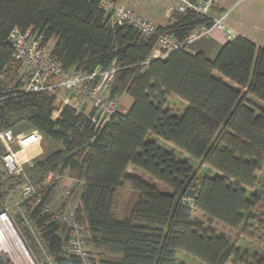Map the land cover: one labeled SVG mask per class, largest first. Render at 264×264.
<instances>
[{
	"label": "trees",
	"instance_id": "trees-1",
	"mask_svg": "<svg viewBox=\"0 0 264 264\" xmlns=\"http://www.w3.org/2000/svg\"><path fill=\"white\" fill-rule=\"evenodd\" d=\"M212 24L209 14L173 12L167 25L144 37L129 26H111L97 0H0V132L35 130L42 137V154L23 175L0 174V211L10 194L32 186L33 196L18 204L13 219L35 259L44 251L53 264H80L61 254L67 229L45 212L58 185L47 184V176L66 172L83 182L75 217L95 264H177V251L204 264H264V254L242 253L211 229L213 222L230 231L243 226L244 236L264 244V218L253 211L264 167V44L257 48L238 36L213 60L182 48L149 61L158 36L182 44ZM13 29L35 32L42 46L51 42L50 56L64 71L89 75L114 67L110 96H126L131 105L95 129L92 111L60 107L45 92L25 93L22 66L7 43ZM172 96L186 104L180 115L167 107Z\"/></svg>",
	"mask_w": 264,
	"mask_h": 264
},
{
	"label": "built area",
	"instance_id": "built-area-1",
	"mask_svg": "<svg viewBox=\"0 0 264 264\" xmlns=\"http://www.w3.org/2000/svg\"><path fill=\"white\" fill-rule=\"evenodd\" d=\"M100 9L104 14L109 16L111 26L126 25L136 29L142 36L150 37L155 34V26L136 14L132 10L120 6L111 0H97ZM179 5L174 12L181 14L186 10L194 11L201 15H208L215 4V0H201L196 4L186 0H178ZM264 2V0H261ZM227 14H223L219 19L213 20L210 28L201 27L195 30L184 40L182 44L175 42L170 36H158L155 49L152 51L153 56L150 59H165L171 52L186 48L192 42L200 37L207 36L211 29L223 27L222 21ZM7 43L12 50V58L26 68L28 81L23 87L25 93H48L54 96L56 102L61 101L64 106H70L77 113H84L83 106L92 111L89 116L90 121L95 129L103 127L115 115H123L125 111L121 110L116 99L110 96L111 83L114 79L116 69L114 67L108 70L96 69L89 75L78 72L64 71L60 64L50 56V51L46 46L41 44V36L31 30L20 32L17 29L11 30L8 35ZM61 92L67 93V98L61 97ZM80 102L77 109L72 102ZM83 108V109H82ZM89 111V112H90ZM88 112V113H89ZM86 113L85 115H87ZM0 139L5 144V151L2 154L1 162L4 173L7 176L15 177L23 175L22 165L28 160L36 157L39 139L34 134L13 135L11 131H4L0 134ZM13 148L15 151H12ZM57 180L60 177L56 174H49L47 180ZM57 186L56 189L58 190ZM64 200L70 195L68 188L60 189ZM34 190L29 184H24L21 188L19 198L13 204L18 207L20 202L28 200L33 196ZM186 203L187 201L184 200ZM51 221L58 223L67 229L68 239L61 246V254L64 257H75L80 264H95L89 254L86 243L84 226L77 222L74 208H66L57 212L50 208H45ZM0 219L7 221L13 232L18 237L24 253L17 252L9 247L3 228L0 224V264H37L30 256L27 248L21 238L15 231L9 216L8 208L0 211ZM44 264H53L51 258L45 254Z\"/></svg>",
	"mask_w": 264,
	"mask_h": 264
},
{
	"label": "crops",
	"instance_id": "crops-1",
	"mask_svg": "<svg viewBox=\"0 0 264 264\" xmlns=\"http://www.w3.org/2000/svg\"><path fill=\"white\" fill-rule=\"evenodd\" d=\"M111 1H113L114 3L120 6L132 10L136 14L140 15L142 18L151 22L155 27H163L167 25L168 22L170 21L171 14L179 5L178 0H111ZM225 13L227 14V16L222 21L223 27L213 28L210 30L207 36L196 39L194 42H192L189 46L185 48L188 53L190 54L201 53L206 59L213 60L223 44H225L227 41L233 40L235 37L238 36L249 40L257 48L261 47L264 44V2L263 1L215 0V4L209 13L210 17L213 20H217L220 18V16H222ZM46 47L48 48V45ZM49 51H51V48H49ZM151 56H153L152 53L150 55V58ZM150 58L149 61L154 60ZM60 95L64 99L69 98L67 97L68 95L66 92H61ZM57 102L60 107L64 106V104H62L61 101L60 102L57 101ZM72 103L76 109L80 107L81 104L78 101H74ZM83 108L82 109L85 112V114L90 111L87 107L83 106ZM58 114L59 111L55 112L52 115V120L56 119L58 117ZM20 134L22 135L34 134L35 136H37L39 141L35 149H37L38 151L36 156H39L42 151L41 135L35 130H30L28 132L20 133ZM128 171L130 173L140 175L138 172H134L130 168ZM65 174L66 172H64V175ZM67 181L69 182V184L68 182H66V184H68V187H71L68 188L70 190V195L68 198L70 199L71 195L75 194L76 203L75 206L73 207H69L70 204L69 206L67 204L66 208L68 207L75 209V207L78 204L83 182L80 180L72 179L69 176ZM59 183H61V181ZM161 187L158 188L159 191L168 193L164 191V189ZM59 189L61 188L58 187V190ZM56 192L59 191H57V189L55 188L47 206L52 210L55 209V211L61 209L62 205L65 203L64 198H61L59 202H57L55 195H53Z\"/></svg>",
	"mask_w": 264,
	"mask_h": 264
},
{
	"label": "rangeland",
	"instance_id": "rangeland-1",
	"mask_svg": "<svg viewBox=\"0 0 264 264\" xmlns=\"http://www.w3.org/2000/svg\"><path fill=\"white\" fill-rule=\"evenodd\" d=\"M51 47H52V43L50 42L48 44L47 50L49 51V48H51ZM215 76L220 77L228 85H230L232 87H235L234 84L231 83L230 81H228L227 79H225V78H223V77H221V76H219L217 74H215ZM18 77L20 78V81L24 85L27 83V81H28V73H27L26 68H24L23 66L20 68V71L18 73ZM116 101H117V104H118L119 108L121 110H123V111H126V109L131 105V99L127 98L126 96H121V97L117 98ZM253 102L256 103L257 105H259V107H263V104L261 102H259L258 100L253 99ZM55 103L58 105V102H55ZM167 107L171 110L172 114L180 115L182 113L183 109L186 107V104L183 103L182 101H180L178 98L172 96V97H169L167 99ZM1 133L2 132H0V134ZM151 139L155 140L157 142V144L161 148H163L164 150L169 151V152H173L180 159H185V160L189 159L190 160L189 163L191 165H193V166L196 165L195 161H193L192 159L188 158L187 155H185L183 153H180L171 144L166 143V142H164L162 140L156 139L154 136H152ZM0 145L2 147V152L0 154V174L3 175L4 174V170L2 168L1 157H2V154L4 153L6 147H5V144L3 143V141L1 139H0ZM11 150L15 151L13 148H11ZM41 154H42V151H41ZM39 156H36L33 159L28 160V162H25L22 165L23 171H24L25 167L27 168L31 164V162L34 161L35 159H37ZM4 176L6 177V174H4ZM67 179H68V175L67 174H65L63 176H60L59 182L61 181V183L58 182V185H60L61 189H64L66 187L67 188H71V187H68L69 182L67 181ZM66 182H68V184H66ZM46 183L49 184L50 181L46 179ZM160 187H158V188H160ZM20 191H21V189L16 190V192H14L13 194H10V196L7 197L5 202H4L5 208H8V212H10V219L9 220L11 221V223H12V225H13V227H14V229L17 232L18 235L20 234V231H19V228H18L16 222L13 219L14 215H15V212H16L15 208L13 207V204H14L13 202H15L17 200V198H18V196L20 194ZM57 191H59V192H56L53 195H55L57 202H59V200L61 198H63V195H62V192H61L60 189L57 190ZM253 191L257 194V196L259 198V201L257 202V207H255L253 211L256 214H262V218H264V167L262 168V171L257 174V184H256V186H255ZM65 203L68 204V206L70 204L69 207L75 206L76 195L75 194L71 195L70 199L68 198L67 200H65ZM53 210H55V209H53ZM193 218H197L199 221L206 222V220L204 219V217L200 213H195L193 215ZM211 229L214 230L217 235L224 236L228 241L235 242L236 246L239 248V250L242 253L245 252V253H247L249 255H253V254L263 255L264 254V244H263V242L259 241L258 239H249L246 236H244L242 234L243 226L241 228H239V230L230 231L229 229L223 227L222 225H220V224H218L216 222H213L211 224ZM19 237H20V235H19ZM21 240H22V238H21ZM22 242H23V240H22ZM27 251H28V249H27ZM29 254L35 260V262L37 264H44V260H45L44 259V255H45L44 251H42V260L41 261H38L37 259H35L31 255V253H29ZM175 260H176L177 264H204V263L200 262L197 259H194V258H192L190 256L185 255V253H183L181 251H177L175 253Z\"/></svg>",
	"mask_w": 264,
	"mask_h": 264
},
{
	"label": "bare ground",
	"instance_id": "bare-ground-1",
	"mask_svg": "<svg viewBox=\"0 0 264 264\" xmlns=\"http://www.w3.org/2000/svg\"><path fill=\"white\" fill-rule=\"evenodd\" d=\"M0 224L3 228L5 237H6V242L8 243L9 247L13 248L17 252L24 253V250L21 246V244L18 242V237L17 235L13 232V228L9 226L7 221H3L0 219Z\"/></svg>",
	"mask_w": 264,
	"mask_h": 264
}]
</instances>
